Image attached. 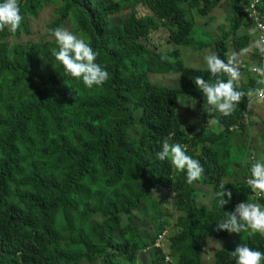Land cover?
I'll list each match as a JSON object with an SVG mask.
<instances>
[{"label":"trees","instance_id":"obj_1","mask_svg":"<svg viewBox=\"0 0 264 264\" xmlns=\"http://www.w3.org/2000/svg\"><path fill=\"white\" fill-rule=\"evenodd\" d=\"M225 3L229 27L195 22L214 21ZM248 4L19 0L20 29L0 32V264H208L207 252L211 264H235L237 245L264 252V235L214 230L225 212L255 200L246 178L264 160V118L248 97L229 116L209 112L194 80L216 77L185 57L191 50L203 60L211 50L226 60L250 47L259 32ZM49 6L46 37L19 41ZM58 27L84 35L98 53L109 72L102 86L86 88L55 60L49 30ZM161 27L167 36L156 39ZM261 58L255 48L241 57L238 90L264 87L249 71ZM165 138L200 162L199 181L189 185L185 172L157 159ZM222 183L232 197L220 208L212 197Z\"/></svg>","mask_w":264,"mask_h":264},{"label":"clouds","instance_id":"obj_2","mask_svg":"<svg viewBox=\"0 0 264 264\" xmlns=\"http://www.w3.org/2000/svg\"><path fill=\"white\" fill-rule=\"evenodd\" d=\"M251 1L249 0V4ZM226 4L230 6L228 3L224 5ZM245 14L248 17L246 8ZM261 15L264 21V15L262 13ZM22 20L19 0L0 2V32L7 29L9 33H16L20 29ZM249 22L254 25L250 18ZM251 31L255 33L256 30L252 29ZM49 33L58 45V48L51 49V53L67 75L81 81L89 89L93 86H102L109 79V72L106 68L96 63L98 53L84 38L60 27L50 29ZM253 48L258 49L259 53L264 55V36H258L250 47L242 48L239 52L225 53L226 60L222 59L217 52L206 50L203 61L206 70L213 77H216V80L213 83L197 76L194 84L209 106V112H216L226 117L237 109L242 98L248 97L250 102L264 99V87L250 88L247 92L238 90L242 78L241 57L248 54ZM161 59L168 60L170 58L162 55ZM249 71L255 74V83L264 86V66L252 64L249 66ZM222 76H226L227 80L221 79ZM212 123L218 124L219 121L213 119ZM156 157L160 161H169L178 172H185L186 182L189 185L194 181H199L204 173V168L200 162L186 153L185 145L171 143L167 138L163 140ZM225 184L227 183H222L220 190L216 191L212 197L220 208L227 205L232 197L231 190H225ZM246 184L253 192L255 199L256 196H264V161L257 160L251 164L248 169ZM214 230L237 234L248 232L249 235L256 233L264 235V204L257 200H246L236 204L233 211L225 212L224 218L215 224ZM162 239H158L157 245ZM230 257L235 260V264H262L264 252L254 250L247 244H241L230 252Z\"/></svg>","mask_w":264,"mask_h":264},{"label":"rangeland","instance_id":"obj_3","mask_svg":"<svg viewBox=\"0 0 264 264\" xmlns=\"http://www.w3.org/2000/svg\"><path fill=\"white\" fill-rule=\"evenodd\" d=\"M247 7H248V5L246 6V8ZM140 8H141L140 11L144 15H146V14L149 13L146 8H144V7H140ZM220 8H221V6H219L218 8H216L213 11V12H216V13H214L216 15H213L214 18H215L214 21L208 22L207 19H204V18L202 19V17H195V19H194L195 22L198 23V24H200V25L205 24L207 22V23H210V25L213 26V27H217V26L229 27V24L227 23L226 18H227V15H230L231 14L230 6L226 4V5H224V8L222 7V9L219 12H217V10H219ZM52 17H53V7L52 6H49V7L44 8L42 11L39 12L38 18H35V19H33V20L30 21V30H31V33L29 35H23V36H21L19 38V41L25 42L27 40H32V41H36V40L37 41L38 40L40 41L41 39L43 40L46 37V34H47L46 33L47 32L46 25L52 20ZM198 35L201 36V34H198ZM79 36L81 38H84L85 37L82 34H79ZM166 36H167L166 29L164 30V27H161V29L158 31L157 34H155L154 37H156V39H161V38H165ZM11 42H12V40H11ZM190 52H191V50H189L188 53H186V55H185L187 62H189L193 66L200 65V66L204 67L205 66L204 61L203 60H199V58H198V56L201 57L200 52L197 53V54H195V55L190 54ZM262 59H263V57H262ZM256 61H259V60L256 59ZM241 73H242V71H241ZM158 79L159 80H163L162 77H159ZM244 82H246V78L245 77H242L239 83L241 84V83H244ZM185 101L186 100L181 101V103H183ZM254 107H255V111L264 118V101L258 99L256 101V104L254 105ZM252 130H253V128H252ZM247 159L249 160V157L248 156H247ZM262 161H264V160H262ZM261 198H264V196H261V197H257L256 196V199L255 200H259ZM168 202H169V205L171 206L170 207L171 212H173L172 202L169 200V197H168ZM164 243H165V247H168L167 241H165ZM203 260H206V262L208 264H211L214 261V254H213V252H207L206 255H205V257L203 258Z\"/></svg>","mask_w":264,"mask_h":264},{"label":"built area","instance_id":"obj_4","mask_svg":"<svg viewBox=\"0 0 264 264\" xmlns=\"http://www.w3.org/2000/svg\"><path fill=\"white\" fill-rule=\"evenodd\" d=\"M260 0H252L251 3L246 8V13L251 21L254 23L256 29L259 32V37L264 36V21L262 19L261 12L259 10ZM262 63L261 66H264V55H262ZM162 238V237H160Z\"/></svg>","mask_w":264,"mask_h":264},{"label":"crops","instance_id":"obj_5","mask_svg":"<svg viewBox=\"0 0 264 264\" xmlns=\"http://www.w3.org/2000/svg\"><path fill=\"white\" fill-rule=\"evenodd\" d=\"M240 71H242V70L240 69ZM242 74H243V71H242ZM251 103H253L255 105L256 104V101H252Z\"/></svg>","mask_w":264,"mask_h":264}]
</instances>
